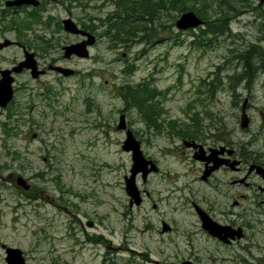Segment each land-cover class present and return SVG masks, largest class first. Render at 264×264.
I'll list each match as a JSON object with an SVG mask.
<instances>
[{
    "label": "rangeland",
    "instance_id": "1",
    "mask_svg": "<svg viewBox=\"0 0 264 264\" xmlns=\"http://www.w3.org/2000/svg\"><path fill=\"white\" fill-rule=\"evenodd\" d=\"M258 3L252 0V5ZM202 4L198 0L199 8ZM116 7L104 0H72L65 6L49 4L38 23L27 14L0 18V44H16L0 49V71L24 60L20 45L37 54L44 66L64 55V47L75 37L64 27L47 26L48 15L57 20L70 16L79 24L103 19ZM236 8L241 13L233 18L231 35L207 47L195 43L193 33L199 34L200 27L179 30L176 22L181 16L173 22L163 15L157 34L130 48L113 45L99 29L101 39L90 50V60L63 62L80 75L61 78L49 73L38 80L28 72L15 76L17 102L10 111L0 108V241L5 245L0 246V264H7L6 248L20 249L26 264H176L189 256L202 264H264V233H257L258 227L250 231L255 234L252 245L247 240L226 247L204 233L185 197L199 196L206 186L198 181V168L194 170L188 155L173 149V130L167 125L174 120L177 129L190 125L198 111L201 134H239L247 154L264 153V76L238 85L229 79L244 69L230 50L258 44L264 38L259 31L263 19L244 13L241 3ZM14 19L31 24L32 30H25V36L10 30ZM127 65L135 66V73L126 74ZM141 83L162 93L157 100L160 122L165 120L160 131L148 128L122 97V86ZM246 100L249 126L242 129ZM205 111L212 112L213 120ZM122 114L145 156L158 160L163 172L148 185L137 177L139 189L150 196L143 194V203L133 209L125 182L133 162L122 149L126 132L117 129ZM10 116L6 134H23L18 139L4 135L2 123ZM18 177L31 186L29 191L18 186ZM247 219L254 221V214ZM164 223L171 233L163 231Z\"/></svg>",
    "mask_w": 264,
    "mask_h": 264
},
{
    "label": "flooded vegetation",
    "instance_id": "2",
    "mask_svg": "<svg viewBox=\"0 0 264 264\" xmlns=\"http://www.w3.org/2000/svg\"><path fill=\"white\" fill-rule=\"evenodd\" d=\"M9 1L13 0H0V8L2 9L0 10V18L3 19L4 14H7L9 18L16 15L25 16L27 14L28 19L34 20L37 23L40 21L39 16L42 17V13L46 15L44 11H46V8H48L49 4L54 3L55 5L65 6L67 4V1L72 2V0H35L38 2V5L36 6L22 5L20 7H7L6 3ZM79 2L80 0H78V3ZM104 2L107 5L114 4L115 6H117V0H104ZM253 7L264 10V4H261L260 1L258 5H254ZM34 13L38 14L37 18H31V15ZM257 16L260 17L259 15ZM65 20H72L74 22L73 18L70 16H68L66 19L58 18L57 20L50 14L46 18V23H53V25H56L58 28L59 26L64 27ZM99 24L100 21L97 18H88V20H83L79 24L76 23V25L81 30L95 37V43L87 47L89 54L90 50L96 44H98L101 39ZM74 37V41L70 42L68 45L81 43L88 40V37L82 34L74 35ZM11 45L16 44L12 42ZM20 46L24 51L25 46ZM52 47L55 48L54 46H51V48ZM35 55L37 60V54ZM91 57L92 56L90 55L87 59L90 60ZM73 59L85 61V59L78 58L76 56H73L70 59H66L64 55H60L57 58L52 59L48 65L44 66L41 65L37 60L39 69L45 71V74L40 76L38 79L48 75L49 73L57 74V76L61 78H70L76 75H80V71L73 69L75 71L74 74L72 76L65 77L55 70V68L57 67L68 68L69 66L63 64V62L68 63ZM23 72H28L31 75V72L29 70H24ZM215 83L217 85L218 80H215ZM17 91L18 89L14 86V98L7 107L8 111H10L17 102L15 98ZM46 91L48 93L47 96H51V89L47 87ZM46 99L48 98L46 97ZM12 104L13 106H11ZM11 120L12 119H8L7 122L2 123V128L4 129L5 133L4 135L7 137L9 136V138L14 137V139H18L19 137H22L23 134H6L7 131H5V125ZM9 126L10 124L7 125V128H9ZM172 133L173 134H170V137H172V141L174 143L173 149L177 152L185 153V155H188V159L192 161V164L195 167L194 170L196 171L198 168V181L202 185L206 186L202 189L201 194L199 193V196H193L192 193V196L190 194V196L185 197V200L191 203V205L193 206L195 214L198 216L201 222V227L204 233L208 235L211 240L226 247L239 245L242 242L250 240L251 237L255 235L253 232L250 233L252 229H255V226L259 229L257 233H264V153H259L258 155L255 154L253 156L250 155L252 153L248 152L249 154H247L246 141L244 137H238L239 134H182L179 132ZM146 158L153 161L158 169L157 172L149 173L146 180L143 181L145 185H148L154 175H162L163 172L160 168L158 160L153 159L150 156H146ZM216 164H220L219 167L217 169H212ZM207 171L210 172L209 176L206 179H203L204 174ZM182 189L187 191V188H174L175 191H181ZM141 194L142 204L144 200L143 194H145L146 196H150V194L146 190L145 192L141 191ZM247 204H249V206L255 210L251 212V209H249L250 207H247ZM134 206L131 207L129 204L130 209H133ZM199 209L204 211L219 225L229 227L228 237L226 238L227 242L213 237L208 233L207 230L204 229L202 219L199 216ZM251 213L254 214V221L247 219L248 214ZM171 232L172 228L170 230V233ZM161 233L166 234L163 231ZM251 242L252 240H250L249 245H252ZM186 261H191L194 264H202L200 260L195 256L180 258L176 264H181Z\"/></svg>",
    "mask_w": 264,
    "mask_h": 264
},
{
    "label": "trees",
    "instance_id": "3",
    "mask_svg": "<svg viewBox=\"0 0 264 264\" xmlns=\"http://www.w3.org/2000/svg\"><path fill=\"white\" fill-rule=\"evenodd\" d=\"M203 4L199 8L197 6L198 0H119L117 7L109 13L105 18H100L99 29H103L104 35L109 38L110 42L115 46L133 47L137 44L145 42L148 38L154 37L157 34L155 29L158 23L161 24L162 16L172 17V21L176 20L186 11H194L199 17L204 20V27L199 28L200 33L193 35L197 36L196 44L200 47L210 46L211 41L218 37L230 36L232 33L231 24L233 18L241 13L236 6L241 3L242 7L259 15L262 18V24L259 31L264 34V10L253 7L252 0H202ZM217 2V8H214ZM238 11V12H237ZM172 12L178 13L176 16H171ZM237 12V13H236ZM31 18H37L38 14L34 13ZM8 15L4 14V21L7 20ZM257 17V16H256ZM40 20L42 17L39 16ZM10 30H17L19 35L25 30H32L31 24L18 23L14 19L11 24ZM47 26H50L48 24ZM159 26V24H158ZM58 28H63L59 26ZM148 41V40H147ZM210 41V42H207ZM264 38L260 39L258 44H251L245 50H230L235 53L233 57L244 66L243 72L230 75L235 84L242 81H251L256 75L264 76ZM135 66L127 65L124 72L128 75L135 73ZM216 83L213 81L208 88V93L213 92ZM122 97L129 108L137 110L145 119L148 128H154L158 131L163 127L165 120L160 122L162 112L160 111L158 98L161 92L157 88L152 87L149 83H141L138 85L126 84L122 86ZM201 92V91H200ZM206 118L210 117L213 120L212 112H204ZM201 113L195 111L190 117L191 124H184L177 129V121H170L167 125L173 132L182 134H201L202 125L200 123ZM11 119V116L9 117ZM8 123H6L5 131H8ZM9 135V134H7Z\"/></svg>",
    "mask_w": 264,
    "mask_h": 264
},
{
    "label": "water",
    "instance_id": "4",
    "mask_svg": "<svg viewBox=\"0 0 264 264\" xmlns=\"http://www.w3.org/2000/svg\"><path fill=\"white\" fill-rule=\"evenodd\" d=\"M261 4H264V0H259ZM7 7H20L22 5H38L35 0H13L6 3ZM204 25V20L199 17L194 11H186L181 15V17L176 22V27L179 30H190L197 29ZM64 30L73 35H86L88 40L81 43L71 44L64 47V56L66 59H70L73 56L78 58L87 59L90 54L87 49L95 43V37L89 33L81 30L72 20L64 21ZM12 44L11 41L6 40L4 43L0 44V49H4ZM35 53L24 50V60L12 69H4L0 72V108L5 109L8 107L9 103L14 98V84L15 75L22 73L24 70H29L31 76L34 79H38L40 76L45 74V71L40 70L35 57ZM56 71L64 75L65 77L72 76L74 70L71 68H55ZM247 100L244 102L241 114V128L245 129L249 126V117L246 111ZM118 130L126 132V139L123 143L122 149L125 152L131 154L132 157V168L130 170V175L125 177L126 182V192L130 198V206H139L142 202L141 190L137 185V177L140 175L142 180L145 181L149 173L157 172V166L151 160H148L142 150V143L134 135L133 131L128 128L126 123V116L122 114L120 116V121L117 127ZM220 164H216L212 169H217ZM150 166V167H149ZM210 172H205L203 179L209 176ZM18 186L22 187L25 191H29L31 186L23 177L17 178ZM199 216L202 219L203 227L208 231L213 237L219 238L222 241H226L228 237V228L219 225L216 221L211 219L204 211L199 209ZM88 226L93 227V223L89 222ZM171 227L168 224H164L163 231H170ZM0 245L1 241H0ZM5 248V245H2ZM6 262L7 264H26L23 252L20 249L6 248ZM181 264H194L191 261H186Z\"/></svg>",
    "mask_w": 264,
    "mask_h": 264
}]
</instances>
